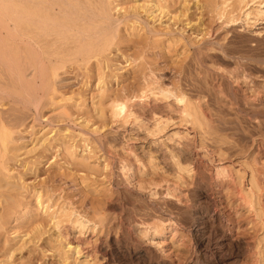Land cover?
I'll return each mask as SVG.
<instances>
[{
    "label": "rangeland",
    "instance_id": "374dc122",
    "mask_svg": "<svg viewBox=\"0 0 264 264\" xmlns=\"http://www.w3.org/2000/svg\"><path fill=\"white\" fill-rule=\"evenodd\" d=\"M162 1L3 97L0 264H264V0Z\"/></svg>",
    "mask_w": 264,
    "mask_h": 264
},
{
    "label": "bare ground",
    "instance_id": "6f19581e",
    "mask_svg": "<svg viewBox=\"0 0 264 264\" xmlns=\"http://www.w3.org/2000/svg\"><path fill=\"white\" fill-rule=\"evenodd\" d=\"M160 1L162 0L153 1L155 10L158 8ZM0 3L2 4V12L0 11V106L3 105V97L9 94H19L20 97L23 96L27 103L31 104L30 102L35 100L36 85L42 84L47 87V85L51 84L50 88L52 89V78H58L56 77L58 71L63 70L67 64L85 65L89 64L93 59L100 62L102 60L100 58L106 52H109L115 44V30H117L116 27L120 22L119 19L115 18V11L118 13L123 11L125 13L130 10V12L137 13L138 10L149 5H146L147 3L145 2V6L142 4V7L136 0L128 4L129 9L126 7L127 4L125 5L126 2L123 3L121 0H0ZM149 6L150 8L152 7L151 3ZM162 8L164 9V7ZM163 9L161 11L160 8L159 11L163 12ZM144 12L148 13L151 11L145 9ZM154 14L152 11L150 16L155 20L156 15L154 17ZM135 15L133 14V16ZM157 17L159 18L160 15ZM154 33L156 32L154 31ZM4 34H6V37ZM5 68H8L10 70L9 73L12 75H9L11 77L10 81H7V78L9 79L10 77L5 73ZM8 69L5 70L8 72ZM3 74L4 76H2ZM31 75L32 77L29 78ZM185 95L182 92L174 95V97L182 102L188 99ZM190 104L192 103L190 102ZM186 106L190 107L189 104ZM187 109L189 110V108ZM127 111L128 105L126 103L114 106V115L116 117L126 114ZM187 114L189 116L188 112ZM10 122H12L11 119ZM0 141L2 143V134ZM40 198H38L39 201L37 202L38 207L44 209L42 198ZM45 214H47L46 211ZM57 218L55 219L57 220ZM158 228L159 225L154 226V229L158 230ZM142 232L146 233V230ZM68 247L69 250L72 249L70 244H68ZM77 255V257L81 258L79 251ZM63 259L66 262V258Z\"/></svg>",
    "mask_w": 264,
    "mask_h": 264
}]
</instances>
